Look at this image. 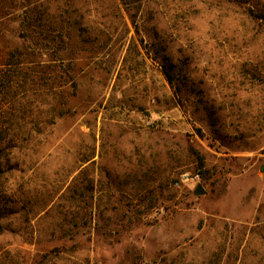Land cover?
Segmentation results:
<instances>
[{
  "label": "rangeland",
  "instance_id": "obj_1",
  "mask_svg": "<svg viewBox=\"0 0 264 264\" xmlns=\"http://www.w3.org/2000/svg\"><path fill=\"white\" fill-rule=\"evenodd\" d=\"M260 15L0 0V264H264Z\"/></svg>",
  "mask_w": 264,
  "mask_h": 264
},
{
  "label": "trees",
  "instance_id": "obj_2",
  "mask_svg": "<svg viewBox=\"0 0 264 264\" xmlns=\"http://www.w3.org/2000/svg\"><path fill=\"white\" fill-rule=\"evenodd\" d=\"M260 18L264 20V16H261L260 15ZM164 74L166 75L168 81L170 82V84L172 83V75L169 71H167V69H164ZM197 160L199 162V167H202L203 166V157L200 156V155H197ZM0 162H1V151H0ZM1 174H2V170L0 168V177H1ZM0 220H1V213H0ZM2 231V225L0 223V232Z\"/></svg>",
  "mask_w": 264,
  "mask_h": 264
},
{
  "label": "water",
  "instance_id": "obj_3",
  "mask_svg": "<svg viewBox=\"0 0 264 264\" xmlns=\"http://www.w3.org/2000/svg\"><path fill=\"white\" fill-rule=\"evenodd\" d=\"M204 194V190L201 187V185H197L196 189L194 190V195H203Z\"/></svg>",
  "mask_w": 264,
  "mask_h": 264
}]
</instances>
